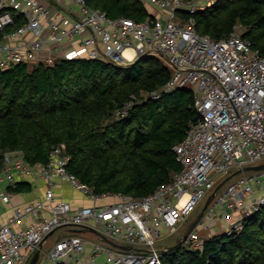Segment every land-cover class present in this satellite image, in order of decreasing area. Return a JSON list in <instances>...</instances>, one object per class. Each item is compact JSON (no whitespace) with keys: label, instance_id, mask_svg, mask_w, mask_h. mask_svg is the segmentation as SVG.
Returning <instances> with one entry per match:
<instances>
[{"label":"built area","instance_id":"2783aa9c","mask_svg":"<svg viewBox=\"0 0 264 264\" xmlns=\"http://www.w3.org/2000/svg\"><path fill=\"white\" fill-rule=\"evenodd\" d=\"M216 1L145 0L157 13L137 21L111 18L87 0H0V67L22 61L53 65L61 58L124 65L143 56L158 57L172 73L163 90L192 89L201 115L174 147L182 169L143 198L96 193L69 170L64 143L52 150L47 163L37 165L22 152H6L0 202H8L17 184L36 172L48 189L43 199L17 208L0 226V264H28L58 230L65 232L48 253L52 264H162L168 251V245L160 244L162 231H177L220 180L264 162V55L236 30L222 39L198 31L195 15ZM17 14L25 16L24 23L8 30ZM27 36L32 39L19 42ZM128 106L118 114L125 115ZM57 182L70 184L95 203L74 208L57 197ZM262 206L264 170L234 176L183 244L201 250V231L215 224L219 211L226 218L238 214L228 230L237 232ZM85 232L96 233L102 242L90 243Z\"/></svg>","mask_w":264,"mask_h":264},{"label":"trees","instance_id":"16d2710c","mask_svg":"<svg viewBox=\"0 0 264 264\" xmlns=\"http://www.w3.org/2000/svg\"><path fill=\"white\" fill-rule=\"evenodd\" d=\"M87 2L111 18L151 15L145 0ZM195 16L198 31L215 39L242 23L243 36L264 55V0H217ZM171 75L153 56L124 65L61 58L0 67V168L6 152H22L37 165L64 143L69 170L96 193L155 192L182 169L174 147L201 119L192 89L163 90ZM30 187L19 182L15 191ZM162 264H264V206L241 231L206 238L201 250L182 244L165 252Z\"/></svg>","mask_w":264,"mask_h":264},{"label":"crops","instance_id":"0c3cea01","mask_svg":"<svg viewBox=\"0 0 264 264\" xmlns=\"http://www.w3.org/2000/svg\"><path fill=\"white\" fill-rule=\"evenodd\" d=\"M66 3L70 4V0H66ZM148 8H149V11L151 14L157 13V10L153 6H151V7L148 6ZM24 21H25V16L17 14L15 25L11 26L8 30L16 29L19 26L17 24V22H19V23L23 22L24 23ZM27 39H32V36H27V38L19 39L20 40L19 42H25ZM70 45L71 44L66 43L67 47H70ZM132 53L133 52L131 50L126 51V54H128V55H132ZM22 182L29 183L31 185L30 189L24 190V191H15L13 196L11 197V199L8 202H0V226L4 222H6L14 214V211L17 208L24 207L30 202H34V201H38V200L43 199L45 194H46V191L48 189V183L46 182V180L44 178H42L40 176V174L38 172L33 173L32 175H30L27 179L23 180ZM3 187L6 189L8 186L4 185ZM55 191H56V195L58 198L70 201L74 208H77L80 206H85V205H93L95 203L90 199L86 200L83 204L79 203L78 202V194H77L76 190L74 188H72V186H70V184L65 183V182H57L56 186H55ZM237 218H238V214H233L230 217V220L234 221ZM26 223L27 222H24L23 225H26ZM64 232H65V230H62L61 234L57 238L58 240L60 239L61 235ZM78 233H81V232H78ZM48 238H47V240H48ZM87 239L90 243L95 242L90 238H87ZM204 239H206V238H204ZM47 240H46V242H47ZM58 240L56 241V243L58 242ZM46 242L44 244H46ZM56 243H55V245H56ZM44 244H43V246H44ZM55 245H54V247H55ZM43 246H42V248H43ZM42 248L40 249L41 252H42ZM51 250L48 253H50ZM35 252L33 253V255L35 254ZM48 253H47V256H48ZM33 255L31 256V258L33 257ZM47 256L43 262H42V259L40 256V259H39L37 264H41V263L42 264H52V262L47 258ZM31 258H30V260H31ZM30 260H29L28 264H30Z\"/></svg>","mask_w":264,"mask_h":264},{"label":"rangeland","instance_id":"374dc122","mask_svg":"<svg viewBox=\"0 0 264 264\" xmlns=\"http://www.w3.org/2000/svg\"><path fill=\"white\" fill-rule=\"evenodd\" d=\"M149 7H151L150 4H148ZM247 30L246 26H244L242 23H238L236 25V31L243 34ZM222 181L220 180L218 182V185H220ZM78 194V202L83 204L86 200H89L82 192L77 191ZM205 202L201 203L198 207V209L188 217L186 221H183L178 224L177 226V231L174 233H170L168 230H163L162 231V240L160 242L161 245H168V246H173L177 244L179 240L182 239L183 234L185 233L186 229L189 227V225L193 222V220L196 219L198 214L201 212V210L204 208ZM233 220H230V218H226L224 215H222V211L217 213V221L215 224L210 228V229H205L201 231V236L203 238H209L215 234H218L220 232H225L228 231L229 228L233 225ZM62 230H58L50 237L48 238L46 244H44L41 252V259L42 262L47 256V253L54 247L56 241L58 240L57 238L61 234ZM83 235L87 238L92 239L95 242H102L101 236L97 235L96 233L92 232H85ZM188 247V246H187ZM189 248V247H188ZM42 264V263H41Z\"/></svg>","mask_w":264,"mask_h":264},{"label":"water","instance_id":"95a60500","mask_svg":"<svg viewBox=\"0 0 264 264\" xmlns=\"http://www.w3.org/2000/svg\"><path fill=\"white\" fill-rule=\"evenodd\" d=\"M141 57H139L138 59H140ZM264 170V162L257 164V165H249L246 166L243 169H239L237 171H235L231 176L227 177L220 185L217 186L216 190L207 198L204 208L201 210V212L198 214V216L196 217L195 220H193V222L189 225V227L186 229L185 233L183 234V237L181 240H179L177 242V244L173 245V246H169L168 247V251L169 250H174L178 247H180L183 242L186 240V238L188 237V235L195 229V227L197 226V224L199 223V221L201 220V218L203 217L205 211L207 210V208L209 207V205L211 204L212 200L214 199L216 193L234 176H237L245 171H261ZM78 232H82V229H77ZM116 245V244H115ZM41 256V250L38 249L35 254L33 255V257L30 260V264H37L39 259Z\"/></svg>","mask_w":264,"mask_h":264}]
</instances>
